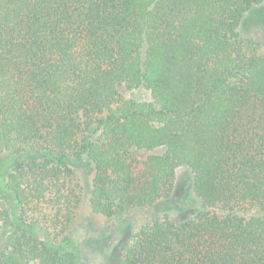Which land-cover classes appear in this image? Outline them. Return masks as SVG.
Wrapping results in <instances>:
<instances>
[{"label":"trees","instance_id":"obj_1","mask_svg":"<svg viewBox=\"0 0 264 264\" xmlns=\"http://www.w3.org/2000/svg\"><path fill=\"white\" fill-rule=\"evenodd\" d=\"M248 24L264 0H0V264H84L67 235L78 166L105 218L192 175L195 215L146 222L118 264H264V49ZM138 89L149 102L125 95Z\"/></svg>","mask_w":264,"mask_h":264},{"label":"rangeland","instance_id":"obj_2","mask_svg":"<svg viewBox=\"0 0 264 264\" xmlns=\"http://www.w3.org/2000/svg\"><path fill=\"white\" fill-rule=\"evenodd\" d=\"M263 20H258V23ZM241 27L244 37L255 40L261 50L264 49V24L252 27L249 24ZM129 98L138 101H150L147 91L138 89L125 93ZM74 167V166H73ZM76 180L82 187L81 204L76 217L67 230V235L79 251L84 264H118L119 259L132 235L146 222L166 214L170 219L183 220L195 215L201 203L195 197L192 188V175L187 169H178L175 187L166 203L152 207L135 209L105 218L93 214L88 207L86 188L92 174L78 166ZM5 190V175L0 172V191Z\"/></svg>","mask_w":264,"mask_h":264}]
</instances>
